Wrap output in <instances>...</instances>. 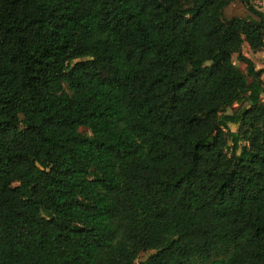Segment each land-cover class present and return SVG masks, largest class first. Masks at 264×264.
Segmentation results:
<instances>
[{
  "label": "trees",
  "instance_id": "trees-1",
  "mask_svg": "<svg viewBox=\"0 0 264 264\" xmlns=\"http://www.w3.org/2000/svg\"><path fill=\"white\" fill-rule=\"evenodd\" d=\"M245 43L253 0H0V264H264Z\"/></svg>",
  "mask_w": 264,
  "mask_h": 264
},
{
  "label": "rangeland",
  "instance_id": "rangeland-1",
  "mask_svg": "<svg viewBox=\"0 0 264 264\" xmlns=\"http://www.w3.org/2000/svg\"><path fill=\"white\" fill-rule=\"evenodd\" d=\"M253 3H255L257 6H260L261 9L264 10V1H258V0H253ZM243 52L244 54L248 55L250 58H252L256 64L257 69H261L264 68V49L260 52H253L250 50L249 46L247 43H245L244 47H243ZM234 61L235 63L246 73V64H244L243 62H240L237 59V55L234 56ZM262 78L264 80V74L262 75ZM249 80H251V78L249 77ZM263 99H264V93L262 95ZM236 108H238V105H235L234 108H231L229 111L233 112ZM82 131H85V128H81ZM152 254V251L149 252H144L140 255L139 260H145L147 259L150 255Z\"/></svg>",
  "mask_w": 264,
  "mask_h": 264
},
{
  "label": "crops",
  "instance_id": "crops-1",
  "mask_svg": "<svg viewBox=\"0 0 264 264\" xmlns=\"http://www.w3.org/2000/svg\"><path fill=\"white\" fill-rule=\"evenodd\" d=\"M263 10V9H262ZM264 11V10H263ZM245 45V44H244ZM249 46V45H248ZM250 48V47H249ZM251 50V49H250ZM252 51V50H251ZM260 51H262V50H260ZM260 51H257V52H260ZM254 52V51H253ZM246 55V54H245ZM248 56V55H247ZM249 57V56H248ZM252 59V58H251ZM254 61V60H253Z\"/></svg>",
  "mask_w": 264,
  "mask_h": 264
}]
</instances>
